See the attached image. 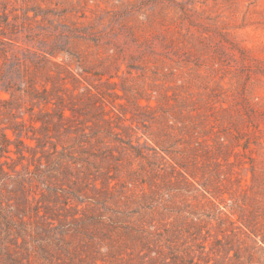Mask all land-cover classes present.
<instances>
[{"label":"rangeland","instance_id":"1","mask_svg":"<svg viewBox=\"0 0 264 264\" xmlns=\"http://www.w3.org/2000/svg\"><path fill=\"white\" fill-rule=\"evenodd\" d=\"M0 264H264V0H0Z\"/></svg>","mask_w":264,"mask_h":264}]
</instances>
